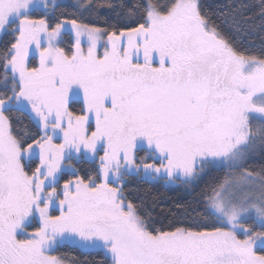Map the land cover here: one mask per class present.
<instances>
[{
  "label": "snow or ice",
  "instance_id": "snow-or-ice-1",
  "mask_svg": "<svg viewBox=\"0 0 264 264\" xmlns=\"http://www.w3.org/2000/svg\"><path fill=\"white\" fill-rule=\"evenodd\" d=\"M60 7L0 0V264H264V0ZM129 176L191 199L158 226Z\"/></svg>",
  "mask_w": 264,
  "mask_h": 264
},
{
  "label": "trees",
  "instance_id": "trees-1",
  "mask_svg": "<svg viewBox=\"0 0 264 264\" xmlns=\"http://www.w3.org/2000/svg\"><path fill=\"white\" fill-rule=\"evenodd\" d=\"M119 2V0H117ZM162 2V0H161ZM210 12H217L219 8L224 5L236 3L238 5H249L247 14L255 16L258 12L257 5L260 4V0H202ZM70 4H61V7L57 9V14L66 13L72 14L76 10L71 7ZM78 15V13H77ZM85 22L93 21L99 25H103L109 16L112 19L109 22L115 21L114 14L101 13L97 18L95 14L85 13ZM225 31H229L227 26ZM240 51L244 53L252 52L257 54L260 47V39L258 35L252 36H236L235 37ZM11 39V37H2L0 40V47H2L5 40ZM66 43L68 37L65 38ZM253 45L255 47H253ZM27 123V121H25ZM77 167L81 168V174L83 170H86L90 165L84 163L79 164ZM127 181V194L134 203L142 205L157 221L158 226L163 224L167 225L173 218V214L177 211V205L182 204L191 199V196L185 190L183 186L175 184H166L164 181L151 182L143 179L141 176H129L125 177ZM68 254L70 257L79 261V264H102L103 254L93 251H84L78 248L65 246L60 249V254Z\"/></svg>",
  "mask_w": 264,
  "mask_h": 264
},
{
  "label": "rangeland",
  "instance_id": "rangeland-1",
  "mask_svg": "<svg viewBox=\"0 0 264 264\" xmlns=\"http://www.w3.org/2000/svg\"><path fill=\"white\" fill-rule=\"evenodd\" d=\"M56 3L58 4H70V5H74L77 3V0H56ZM2 37H0V40H1ZM142 177V176H141ZM143 179L145 180H149L151 182H157V181H160V180H152V179H149L147 177H142ZM162 181V180H161ZM84 251H87V250H84Z\"/></svg>",
  "mask_w": 264,
  "mask_h": 264
}]
</instances>
